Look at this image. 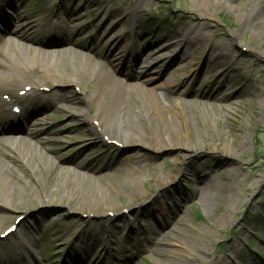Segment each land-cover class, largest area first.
Returning <instances> with one entry per match:
<instances>
[{
  "label": "rangeland",
  "instance_id": "374dc122",
  "mask_svg": "<svg viewBox=\"0 0 264 264\" xmlns=\"http://www.w3.org/2000/svg\"><path fill=\"white\" fill-rule=\"evenodd\" d=\"M6 1L19 8L20 17L34 22L33 35L37 36L38 40L48 33L50 26H53L52 22L56 24L58 20L54 18L59 17L61 20H68V34L84 40L101 54L111 48L107 41L102 44L105 40L102 36L104 28L108 27L109 36L112 38H114L112 34L121 33L124 41L119 45L116 53L125 49L132 58L139 55L142 48L140 45L143 43H148V46L151 43L158 44L160 49L169 41L193 38L197 34L194 29L201 25L205 34V44L201 47V51L197 50L194 56L196 58L181 54V64H187L189 76L197 75L203 70L205 59L209 57H213V60L219 59L223 64H231L230 67L237 68L238 71L235 76L227 75L224 79L219 77L223 69L217 66L208 68L202 74L201 80L213 87L221 88L223 90L221 93L225 97L230 96L226 103L212 102L213 107L221 112V116L214 115L215 120L208 124L209 127L215 131L218 123L233 124V121H237L238 124L245 125L246 120H249V128L243 133L245 151L234 158L223 149H211L209 146L185 151L177 147L172 148L167 143L153 146L144 139L138 144L129 146L107 143L105 139L104 142L91 135V125L95 124L89 120L91 112L87 115L88 120L81 116L86 106L83 91L90 88V83L79 86L68 83L72 76L70 66L63 69L60 83L40 81L41 84L43 83L44 92L54 91L52 93L62 94L67 100L54 107L48 104L45 111L33 115L32 125L29 126H33L34 131L51 130V134L45 137L50 141L51 153L44 151L39 145L38 152L53 159V163L56 159L66 161L75 158L79 165L93 164L98 172H103L99 173V178L104 174L119 173V175L112 185L116 194L112 195L107 189L104 190L106 196L112 198L114 208L103 209L107 210L103 217L82 214L81 208L69 212L70 207L66 205L65 200L57 199L56 194L47 202L41 201L42 203L28 198L30 208L16 212L20 215L18 218H21L16 226L18 228L24 221L26 232L36 236L37 247L40 245V239L48 238L46 255L41 256L39 251H36L38 258H35V261L41 264H62L68 249L63 245L60 254L55 253L58 241L54 233L58 226L69 227V241H74L78 235L83 239L85 231L90 232V229L102 224L104 235L112 228L108 226H119L116 232L119 244L105 253L106 257L103 259L105 264L126 262L132 258L135 259V264H154L156 257L150 253L148 244L152 241L161 243L160 234L162 232L165 234L170 227H173L174 222L167 228L161 229L159 235L150 236L141 229L146 228L144 223L146 216L141 214L153 211L154 216L147 224V228L154 230L159 227L157 222L162 223L163 215L170 216L171 212L175 211L173 207L180 205L182 214L177 217L179 219L182 217L184 220L179 226L182 231L180 239L190 246L191 251L187 246L184 251L182 250L188 260H195L198 264H264V166L262 165L264 161V29L253 30L248 27L237 34V38H230L231 33L235 32L245 20V15L239 16L238 13L239 6L244 1L240 3L237 0H228L231 6L225 7L226 0H212L203 11L191 7L190 0ZM140 8L143 12L137 14L136 11ZM6 10L13 16V20H19L16 13ZM108 20L118 21L117 28L113 29L115 22ZM102 26H104L103 30ZM150 35L153 38L148 39ZM164 49L156 51L159 54L163 53L164 59H172L173 56L166 57L164 54L166 49ZM28 51L33 53L32 50ZM0 53H4L1 45ZM96 67L99 71H110L108 62L104 59L101 63H96ZM158 69L151 70L154 72L141 78L144 86L156 88L162 83L161 79H155L157 74L155 72ZM34 73L33 76L40 74L37 70ZM158 92L166 94L162 89ZM166 98L164 104L170 106L176 97L167 95ZM188 99L198 102L192 104L193 106L190 105L192 107L204 106L202 105L204 100L197 96ZM225 109L230 114L225 112ZM7 110L9 111V107ZM2 114L0 110V117ZM223 115L230 117L229 120H224ZM14 132L16 131L4 130L0 137ZM15 134L29 140L32 145L35 144L26 133ZM59 139L64 141L63 146L57 143ZM186 153L192 163L185 174L183 165L187 162H184L182 155ZM201 162H204L206 170H209V174L203 178L197 172ZM255 163H258L257 166L252 168ZM258 170L260 174L257 177ZM46 173L50 175L52 170L48 169ZM130 183H137V188L132 189L139 195L137 198L127 196L129 192H133L127 190V185ZM207 185L213 186L214 195L218 198L215 206L211 208L204 207L199 198L202 188ZM162 188H166V191L156 198V194ZM162 208L163 212L160 211ZM3 211L0 206V216ZM136 212L140 213L141 225L137 226V229L125 227L122 224L123 217L133 218ZM11 215L13 216L11 218H15V214ZM16 219H8L3 227L1 226L0 235L15 224ZM31 224H34L36 229H31ZM128 231L134 232L127 239ZM13 237L14 235H11L7 240H12ZM166 238L168 249L182 252L178 246L173 245L171 238ZM7 240L6 242L10 243ZM198 247L204 252L200 254L192 251ZM97 259L94 258L93 262ZM30 263L33 264L31 259Z\"/></svg>",
  "mask_w": 264,
  "mask_h": 264
},
{
  "label": "bare ground",
  "instance_id": "6f19581e",
  "mask_svg": "<svg viewBox=\"0 0 264 264\" xmlns=\"http://www.w3.org/2000/svg\"><path fill=\"white\" fill-rule=\"evenodd\" d=\"M211 1L190 0V3L191 7L203 11ZM239 1L240 3L244 2L239 6L238 13L240 15H238H245V20L235 32L231 33V39L237 38V34L242 33L248 27L253 30L264 29V0H237V2ZM224 3L225 7L231 6L228 0ZM140 4L138 3V5ZM5 9L13 10L14 13L19 12V8L13 3L0 0V25L3 27L0 45L4 48V53H0V110L3 112L0 117V133L4 130H18L21 133H26V136L33 139L35 144L32 145L29 140L21 138V135L0 137V206L4 209L0 216V229L8 219L14 220L20 216L16 213L17 211L30 208L28 198L34 202L42 203L47 202L56 194L57 199L65 200L66 205L70 207L69 212H75L81 208L83 210H79L80 213L96 217L105 216L107 210L103 209L114 208L112 198L107 197L104 190L107 189L112 195L116 194L112 185L119 173L104 174L99 178V173L103 172H98L99 170H96L93 164L79 165L75 158L66 161L56 159V162L53 163V159H49L37 150L39 145L44 151L51 153L50 141L45 139L51 134V130L34 131L33 126H29L32 125L33 115L39 111H45L46 105L54 107L67 100L66 96L62 94L52 93L54 91L44 92L41 82L47 80L54 84L60 83L63 69L68 66L72 69V76L67 81L68 83H72L74 86L91 84L90 88L83 91L86 106L81 116L88 120L87 115L91 112L89 120L93 124L95 123L91 125L93 137H98L104 142L106 140L107 143L128 146L138 144L144 139L153 146L167 143L172 148L177 147L185 151L209 146L211 149H223L233 158L245 151L243 133L249 128V120H246L245 125L238 124L237 121H233V124L226 122L219 125L218 123L217 129L213 131L208 124L215 120L214 115L221 116V112L213 107L212 102L226 103L230 96L225 97L221 93L223 91L221 88L213 87L201 80L202 74L208 68L217 66L223 69V72L220 71V79L227 78V75L235 76L238 73L237 68H232L231 64H223L219 59L216 61L212 59L213 57H209L205 59L203 70L197 75L189 76L187 64H181V54H188L189 58L191 56L196 58L194 56L197 50L201 51V47L205 44V34L201 25L194 29L197 34L193 38L169 41L160 49L158 44L151 43L148 46V43H143L140 45L142 48L139 55L133 58L125 49L116 53L119 45L124 41V37L121 36V33L112 34L114 38L110 37L108 27H105L102 32L105 40L102 44L107 41L111 48L104 54L95 52L94 58L82 59L80 52H69L66 49H54L56 51L40 49L38 52H29L22 41L37 40V36L32 35L35 31H31L30 28L33 27L34 22L24 23L21 18L17 22L13 20V17L5 14ZM142 12L141 8L136 11L137 14ZM108 17L111 18V16ZM55 19L58 21L56 24H52L54 27L50 26L49 37H42L37 41L42 44L62 46L59 48L72 45L79 48L77 50H84L83 52L90 50V47L80 42L76 36L68 34V20H61L59 17H55ZM113 22H115L113 25V29H115L119 23L118 21ZM15 26H18V29L13 31ZM150 38L153 36L150 35L148 39ZM163 48L166 49H164L166 57L173 56L172 59H164L163 53H157ZM54 53L55 56H53ZM70 56L74 58L72 63L66 60ZM99 59L108 62L110 71L97 69L96 63L99 62ZM235 63L237 64L236 61ZM155 68H159L155 72L157 73L155 79H161L162 83L156 88H147L143 85L141 78L154 72L151 70ZM36 70L40 74L33 76ZM176 77L177 79H175ZM159 89L164 90L166 94L158 92ZM22 90L24 94L19 96L17 91ZM167 95L176 97L170 106L164 104ZM191 96H197L204 100L202 104L204 106L192 107V104L198 102L189 100L188 98ZM10 101L13 102L10 110L14 106L21 108L16 125L12 124H14L13 119L17 117L13 113L6 112L7 102ZM226 111L230 114L227 109H225ZM222 117L226 121L230 118L225 115ZM7 125L12 127H7ZM57 143L63 146L64 141L59 139ZM182 159L187 162L183 165V171L186 174L191 167L192 160L187 153L182 155ZM129 160L131 159L129 158ZM262 163L264 166V161ZM257 164L255 163L252 168ZM205 165L204 162H201L198 166L197 172L201 178L209 174ZM70 166L74 168L70 169ZM48 169L52 170V174L47 175ZM256 174L258 177L260 171L258 170ZM127 186L128 192L133 191L137 188V183H130ZM208 186L202 188L199 198L204 207L211 208L215 206L218 198L214 195L213 186ZM165 191L166 188H162L155 197L158 198ZM135 193L136 191L129 192L127 196L137 198L139 195ZM179 206L173 207L175 211L171 212L170 216L163 215L162 223L157 222L159 227L154 230L147 228V224L154 216L153 211L141 214L146 216L144 221L146 228L141 229H144L150 236L159 235L161 229L167 228L174 222L173 227H170L165 234L163 232L160 234L161 243L148 240L150 253L156 257L154 264H198L195 260H188L187 255L183 252L186 246L188 249L190 246L180 239L182 231L179 226L183 224L184 220L182 217L180 219L177 217L182 214ZM160 211L163 212V208ZM11 214H15V218H11L13 217ZM140 217L139 212H136L133 218L123 217L122 224L125 227L137 229L136 227L141 225L139 224ZM25 226L23 221L22 225L15 230L13 239L7 240L10 241L12 249L4 244L5 239H0L2 245L0 247V264H29L25 261L23 253L30 248V252L33 254L32 247L35 242L31 239V233L26 232ZM31 226V229H36L34 224ZM108 227L112 228L106 232V236L102 231L101 224L90 229V232L85 231L83 239H80L78 235L74 241H69L70 228L60 225L54 233L58 241L55 253L60 254V248L62 249V246L66 245L68 250L62 264H105L103 261L106 257L105 253L111 250L114 245L119 244L116 233L119 226ZM133 232L128 231L126 238L128 239V236ZM162 234L164 235L162 236ZM166 237L171 238L173 245L183 251L173 252L168 249V244L165 243ZM45 240L48 242V238ZM192 251L200 254L204 252L200 247ZM11 253H14L16 261L10 256ZM96 257L97 261L93 262ZM115 264H135V259L132 258L126 262L117 261Z\"/></svg>",
  "mask_w": 264,
  "mask_h": 264
}]
</instances>
